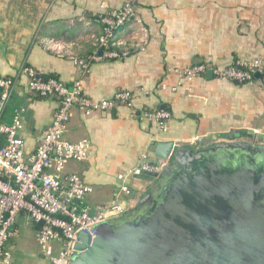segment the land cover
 I'll list each match as a JSON object with an SVG mask.
<instances>
[{
  "label": "crops",
  "instance_id": "crops-1",
  "mask_svg": "<svg viewBox=\"0 0 264 264\" xmlns=\"http://www.w3.org/2000/svg\"><path fill=\"white\" fill-rule=\"evenodd\" d=\"M126 1L0 0L1 76L14 77L28 65L68 86L82 81L95 100L123 90L150 91L138 96L134 109L120 107L89 117L74 110L65 139H88L90 155L86 161L69 162L65 171L93 188L85 199L91 209L115 201L117 175L140 165L144 156L157 162L180 148H201L198 139L211 133L264 134V79L240 85L218 79L210 70L191 82L182 77L196 64L212 69L235 59L264 58V0H133L137 19L131 29L146 50L124 60L93 62L86 72L74 59L92 55L102 17ZM28 82L20 76L3 121L10 124L14 111L25 109L21 136L26 155H31L59 105L56 98L31 93ZM163 83L181 86L175 92L156 91ZM162 107L172 115L167 131L141 117ZM129 185L133 194L121 197L128 211L149 191L153 177L131 178ZM39 228L25 212L16 217L7 245L11 264H51L40 248Z\"/></svg>",
  "mask_w": 264,
  "mask_h": 264
},
{
  "label": "built area",
  "instance_id": "built-area-1",
  "mask_svg": "<svg viewBox=\"0 0 264 264\" xmlns=\"http://www.w3.org/2000/svg\"><path fill=\"white\" fill-rule=\"evenodd\" d=\"M137 19L133 0H127L119 9L107 12L102 17L103 29L93 36L94 52L86 59H74L76 65L87 72L93 62L103 59L124 60L146 47L135 36L131 25ZM211 71L218 79L240 85L255 81L259 74L264 79V58L253 60L235 59L224 67L209 68L201 63L185 69L183 80L191 82ZM20 76L29 79L28 88L36 96L53 97L58 109L51 125L43 133L36 151L26 155L25 141L21 136L24 108L14 111L12 122L3 121L5 111L19 83ZM44 74L28 65H23L14 77L0 75V264H11L12 255L7 245L14 235L12 227L16 217L25 212L34 224L44 223L38 231L40 248L51 264H71L77 254L76 245L81 232L94 237L93 229L102 223L124 216L128 209L121 197H130L133 189L131 178L161 174L169 165V159L145 161L134 169L117 175L119 181L116 200L91 209L85 199L93 188L75 173H66L71 161H86L90 155V141L83 139L71 142L65 139L74 110L79 108L85 116L112 112L120 107L134 109L138 96L150 91L123 90L110 99L95 100L89 97L82 81L68 86L57 78L44 79ZM178 83L161 84L156 91L175 92ZM142 119L157 125L161 131L168 130L170 111L159 109L144 111Z\"/></svg>",
  "mask_w": 264,
  "mask_h": 264
},
{
  "label": "water",
  "instance_id": "water-1",
  "mask_svg": "<svg viewBox=\"0 0 264 264\" xmlns=\"http://www.w3.org/2000/svg\"><path fill=\"white\" fill-rule=\"evenodd\" d=\"M235 133L178 149L133 209L79 234L71 264H264V134Z\"/></svg>",
  "mask_w": 264,
  "mask_h": 264
},
{
  "label": "trees",
  "instance_id": "trees-1",
  "mask_svg": "<svg viewBox=\"0 0 264 264\" xmlns=\"http://www.w3.org/2000/svg\"><path fill=\"white\" fill-rule=\"evenodd\" d=\"M43 78L44 79H48V78H56V77H53V76H44Z\"/></svg>",
  "mask_w": 264,
  "mask_h": 264
},
{
  "label": "flooded vegetation",
  "instance_id": "flooded-vegetation-1",
  "mask_svg": "<svg viewBox=\"0 0 264 264\" xmlns=\"http://www.w3.org/2000/svg\"><path fill=\"white\" fill-rule=\"evenodd\" d=\"M254 140H255V138H252V139H250V142L251 143H254Z\"/></svg>",
  "mask_w": 264,
  "mask_h": 264
}]
</instances>
